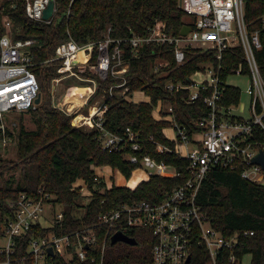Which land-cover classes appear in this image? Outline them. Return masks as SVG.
Instances as JSON below:
<instances>
[{"label": "built area", "instance_id": "2783aa9c", "mask_svg": "<svg viewBox=\"0 0 264 264\" xmlns=\"http://www.w3.org/2000/svg\"><path fill=\"white\" fill-rule=\"evenodd\" d=\"M49 1L24 0L26 15L33 20L50 22L57 14L58 1L52 0V14L44 19L43 11ZM179 6L192 21V24H184L190 26L185 35H174L154 25L145 36L130 30V36L124 39L114 37L109 27L97 40L79 44L69 38L58 43L46 62H59V74L51 79L53 105L72 116L73 126L96 130L103 150L124 152L126 162L136 167L144 166L147 177L143 181H147L153 175L179 176L181 171L145 153L139 134L130 127H126L122 135L104 128L105 98L90 102L97 91L98 80L109 75L121 78V83L110 86L109 94L113 95L114 88L122 87L121 95L129 99L125 79L129 64L123 59V43L127 42L134 54L146 42L170 45L177 64L184 62L189 48L207 54L210 59L189 76L188 82L167 84L169 89L187 90L188 101L201 98L208 107L203 119L205 130L199 134L201 137L191 141L184 130L173 125L176 137L170 139L165 136L170 140L180 137L177 143L182 144L183 152L176 147L177 143L173 147L155 144L156 154L173 153L186 160L183 182L166 191L158 201L124 202L100 212L94 224L66 233L49 229L43 234H31L27 240L26 236L38 223L45 227L60 224L63 212L62 207L54 202V194L42 185L35 194L20 192L17 198L8 201L10 209L7 214L0 211V264H57V258L65 264L73 260L77 264H141L108 261L106 254V241H110L113 234L120 232L132 237L127 232L136 228H147L153 236L150 264H219L218 255L224 249L230 250L228 259L231 264H241L242 259L234 254V249L239 238L253 231H237L229 236L223 234L204 213L197 196L211 168L240 169L243 179L264 185V169L252 162L259 150L264 152V143L250 139L255 128L264 131V73L255 54L262 45L261 35L264 36V11L258 16L259 27L250 31L244 20V0H181ZM68 13L69 10L65 15ZM3 22L7 28L10 27L7 15L3 16ZM34 43L33 38L14 39L9 33L0 37V129L3 143L8 139L3 123L5 114L35 108V99L41 94L33 70L36 62L33 61L31 46ZM225 59H237V65L231 67L227 75H223ZM156 62V67L167 65V61ZM234 74L249 78L245 91L249 111L246 116L239 112L243 108L241 89L228 82V77ZM68 81H71L70 85H65ZM63 85L65 87L60 92ZM80 85L87 86L86 92L74 93L73 88ZM228 86L239 89V98L235 103L224 104ZM76 98L81 102L75 101ZM158 103L162 104L161 101ZM162 108L163 104L158 108L157 116L153 111L156 119H165L160 114ZM167 109L171 114L172 107ZM104 166L113 169L109 165L97 167ZM81 180L90 200L93 191ZM112 186L105 184L107 189ZM73 188L81 193L83 187L73 183ZM56 205L60 206L58 212L55 211ZM100 234L104 239L102 244H97ZM19 247H23L21 254H18Z\"/></svg>", "mask_w": 264, "mask_h": 264}, {"label": "trees", "instance_id": "16d2710c", "mask_svg": "<svg viewBox=\"0 0 264 264\" xmlns=\"http://www.w3.org/2000/svg\"><path fill=\"white\" fill-rule=\"evenodd\" d=\"M58 11L50 22L29 18L25 13L24 0H0V37L9 33L12 38H33L31 46L33 70L40 86V101L34 109L24 112L31 114L32 128L19 124L16 143V158L0 155V211L7 214L9 200L18 197L20 192L35 194L39 186L54 194V202L62 207L63 219L60 224L45 227L35 225L26 236L43 234L49 229L59 233L70 232L83 225L97 222L100 212L114 208L124 202L160 200L169 191L183 182V169L186 160L173 153L156 154L155 144L161 143L173 147L180 137L170 140L164 129L177 125L186 133L189 140L205 130L203 119L208 107L201 98L188 101L185 89H169L167 84L188 82L189 76L209 60L207 54L198 49L189 48L184 62L177 64L170 45L146 42L132 52L129 43H123V59L128 62L125 73L127 94L142 90L148 101H133L121 95L122 87H116L109 94L112 85L122 82L121 78L107 76L98 80L93 102L99 97L106 100L103 126L110 133L122 135L126 127L139 134L143 151L157 160L175 166L181 171L179 176L165 177L153 175L147 181H141L134 189L125 186H112L107 189L103 179L99 178L94 166L109 165L118 169L128 178L136 165L126 162L124 152L106 151L101 148L98 132L76 127L71 124L72 116L55 107L51 99V79L58 76L59 62L46 60L54 54L56 45L72 38L77 43L100 39L111 28L114 37L128 38L130 30L145 36L154 25L161 26L166 32L179 35L182 26L192 24L191 19L178 5V0H57ZM69 10L68 16L65 12ZM264 11V0H244V20L251 31L259 27L258 16ZM7 15L10 27H6L3 16ZM262 45L256 50V58L264 73V36ZM93 59V58H92ZM156 61H167V65L156 67ZM237 65V59L223 60V75ZM239 89L228 86L225 89L224 104L237 102ZM172 107L171 121L156 119L153 111L158 102ZM167 107L160 114H168ZM257 129V130H255ZM250 139L255 143H264V131L255 128ZM7 136L13 134L7 129ZM2 132L0 129V142ZM18 169V175L12 170ZM77 179H83L93 193L81 213L83 204L79 189L73 188ZM204 213L211 219L213 226L229 236L237 231H253L239 238L234 254L242 259L245 254L251 256V264H264V185L252 183L240 176V169L211 168L207 173L197 196ZM100 230L103 229L100 227ZM136 240L135 244L106 241L107 260L112 262H138L150 264L151 249L154 242L147 228L131 229L127 232ZM103 235L97 237L102 244ZM25 242V239H24ZM25 245V244H24ZM23 247L18 249V254ZM230 250L224 249L218 255L219 264L229 262ZM205 259V256H204ZM57 264H65L56 259ZM69 264H77L72 261Z\"/></svg>", "mask_w": 264, "mask_h": 264}, {"label": "rangeland", "instance_id": "374dc122", "mask_svg": "<svg viewBox=\"0 0 264 264\" xmlns=\"http://www.w3.org/2000/svg\"><path fill=\"white\" fill-rule=\"evenodd\" d=\"M187 17V16H186ZM188 18V17H187ZM74 81V80H73ZM228 82L233 85H237L241 89V95H240V103L243 104V108L239 109V112L244 114V116L248 115V96L246 94V88L248 87L249 84V78L245 75H231L228 77ZM71 81H68L67 84L65 85H70ZM52 84V82H51ZM65 85L61 86L60 92H62L63 87ZM81 88L87 89V87L81 86ZM51 89V88H50ZM51 94V92H50ZM140 96V97H138ZM52 98V97H51ZM146 96L144 95L142 90H136L132 93L131 96H129L130 100L133 101H141V100H146ZM148 100V99H147ZM162 106L161 103H158V105L154 108V114L157 116V110ZM165 108L167 105H163ZM34 109V108H33ZM31 114L28 112H9L5 114V119H4V125L6 130L8 129L12 134L13 138H9L6 140V142H0V155L5 157V158H16V143H17V132H18V127L20 123H23L26 128H32L34 125L31 122L30 118ZM166 120L171 121L172 117L171 114H166L163 116ZM164 134L170 138L174 139L176 137V130L173 127V125L167 127L164 131ZM200 135H197L196 138H200ZM177 148L183 152V146L180 143L176 144ZM94 172L96 175L101 177L105 184L107 186H125L129 188L135 187L139 182L143 181L146 179L147 174H146V168L144 166L136 167L131 175L126 178L122 173H120L116 169H111L110 167H93ZM12 172H15V176L17 177L18 175V169L17 170H12ZM75 186H82V196H81V201L80 203L83 204V207L81 208V213L84 211V206L88 203L89 199L85 195V193L88 192L86 186L84 185V182L81 179H77L74 182ZM60 210V206L56 205L55 211L58 212ZM241 264H251V256L249 254H245L241 260Z\"/></svg>", "mask_w": 264, "mask_h": 264}, {"label": "water", "instance_id": "95a60500", "mask_svg": "<svg viewBox=\"0 0 264 264\" xmlns=\"http://www.w3.org/2000/svg\"><path fill=\"white\" fill-rule=\"evenodd\" d=\"M180 2H181V0H178V5H180ZM52 9H53V1L50 0L47 7L43 11V18L44 19H47L48 17L51 16ZM188 31H190V26L183 25L181 30H180V35H185ZM39 101H40V95H38L36 97L35 103H38ZM252 162L261 165L262 168L264 169V152L262 150H259V152L253 156ZM117 241H123V242H126L128 244H135L136 243V240L134 238L128 237L127 235L120 233V232H116L110 238L111 244H113Z\"/></svg>", "mask_w": 264, "mask_h": 264}, {"label": "bare ground", "instance_id": "6f19581e", "mask_svg": "<svg viewBox=\"0 0 264 264\" xmlns=\"http://www.w3.org/2000/svg\"><path fill=\"white\" fill-rule=\"evenodd\" d=\"M86 90H87V89H84V88H77V87L73 88V92H74V93H78V94L85 93ZM75 101H77V102H79V103L81 102V100H80L79 98H76Z\"/></svg>", "mask_w": 264, "mask_h": 264}, {"label": "crops", "instance_id": "0c3cea01", "mask_svg": "<svg viewBox=\"0 0 264 264\" xmlns=\"http://www.w3.org/2000/svg\"><path fill=\"white\" fill-rule=\"evenodd\" d=\"M81 86H84V85H80V86H77V88H81ZM84 87H87V86H84ZM144 93V92H143ZM145 95V94H144ZM147 98H146V100H141V101H148L149 100V97L147 96V95H145ZM138 97H140V96H138ZM148 99V100H147ZM166 129V128H165ZM165 129H164V131H165Z\"/></svg>", "mask_w": 264, "mask_h": 264}]
</instances>
